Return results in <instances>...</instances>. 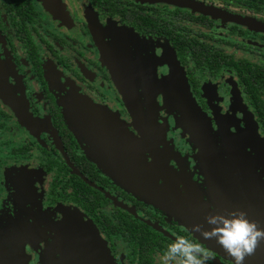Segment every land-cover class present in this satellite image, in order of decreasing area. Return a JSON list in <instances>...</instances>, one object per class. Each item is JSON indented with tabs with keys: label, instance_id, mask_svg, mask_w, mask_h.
Here are the masks:
<instances>
[{
	"label": "flooded vegetation",
	"instance_id": "1",
	"mask_svg": "<svg viewBox=\"0 0 264 264\" xmlns=\"http://www.w3.org/2000/svg\"><path fill=\"white\" fill-rule=\"evenodd\" d=\"M187 1L264 25V0ZM146 16L153 26L164 21L166 28L180 25L189 38H207L234 61L248 62V75H264V33L235 21L147 0H0V264H81L90 256L103 264L104 252L92 255L82 236L54 240L51 229H43L78 217L100 237L111 264H161L160 256L177 236L199 241L174 192L186 226L155 203L159 176L171 178L177 193L197 195L209 216L222 215L226 202L231 212L240 209L237 198L222 186L225 198L216 183L219 196L204 204L196 152L170 109L179 103L187 107V86L208 119L221 127L220 140L252 121L264 137L249 95L235 69L195 67L191 54L181 56L174 47L170 31L151 30L143 20L140 26L138 18ZM165 53L184 75L174 88L169 80H158L169 73L166 63L156 64ZM220 76L230 77L234 87L230 109L220 105L223 98L212 88ZM257 94L264 104L262 91ZM253 136L249 131V142ZM150 146L162 168L151 162ZM28 164L34 174L17 172ZM123 172L130 173L127 186L114 181L127 180ZM84 184L96 186L100 197H93L94 203ZM240 201L250 219L246 198ZM257 251L264 264V241ZM244 264L252 263L246 257Z\"/></svg>",
	"mask_w": 264,
	"mask_h": 264
},
{
	"label": "rangeland",
	"instance_id": "2",
	"mask_svg": "<svg viewBox=\"0 0 264 264\" xmlns=\"http://www.w3.org/2000/svg\"><path fill=\"white\" fill-rule=\"evenodd\" d=\"M163 56H164V58L163 59L161 58L162 60L157 59L156 64L166 63L167 68L169 69V73H168L167 77H164V78L161 77L158 80L159 81L163 80V82H165V80H169V82L172 83V87L174 88L175 80H179L181 82L184 75H183V73L180 72V67L173 60H170L171 55L165 53ZM148 65H149V63H148ZM165 71H166V69L162 70L161 72L164 73ZM199 79H200V82H202V83L206 82L205 79H203V78H199ZM230 80H231L230 77L220 76L218 79L213 80L214 85H212V88L216 89V94L223 98L224 103H222V100H221L220 105L223 106L225 104V108H229V106H230V104H228V102L230 100V96H231V98L235 96L231 91V88H234V87L230 85L231 84L229 82ZM176 95L181 97L180 94H176ZM185 96H186V98H188V101H187L188 107H185L183 105L181 106L182 103H179L180 106H177V108L174 107L173 109H170V110L175 111V112L178 111L180 113L181 117H180L179 126L183 130H189V127H190V129H194L197 131L201 128L203 130V127H202L203 126V123H202L203 120L198 115L201 113L203 117H207L208 114L205 113L204 111H202V109L199 107V105L196 104L197 100H196V98L192 97L187 86L185 87ZM178 101L181 102L182 100L179 99ZM159 102H161L160 99H159ZM177 104H178V102H177ZM184 109H185V111H186V109H189V112L187 113L186 118L182 117L183 116L182 110H184ZM209 114H211V113H209ZM236 116H237L236 118H239L240 113H238ZM184 119H186V121ZM187 120L189 122H187ZM207 123L211 124V135H212V139L214 141V144H216V150L218 152L217 153V157H218L217 163L220 165V168H223V167L224 168H232V165H231L229 159H227V153L225 152V147H222V149H218L220 142H222V140H223V139L222 140L219 139V137H221V135H222L221 127L219 125H217L218 123L216 121H214L212 118H210L207 121ZM141 135H143L144 138L148 139L145 132H143ZM208 142H210V141H208ZM90 148H92L95 151V153H100V151L97 148H95V147H90ZM90 148L88 149L89 151H91ZM150 148H151V152H152V154L150 153V155H151L150 159L152 160L151 162H153V164L156 167L162 168V164L159 161L160 159L158 157V154L152 149L151 146H150ZM249 151H251V153L254 154V161H255L254 167H255V171H256V183L258 186V187L256 186V191L259 192L260 200L263 201V204H264V172H262V170H264V165H262V166L260 165L261 159H262V161H264V157H262L264 155L263 154L264 151L261 150L260 144L257 141H255L254 136L250 139ZM259 156H260V159H259ZM98 157H99L98 159H99L100 165H101L104 161L101 158L102 157L101 155H99ZM238 164H239V161H236V168L235 169H236L237 174L239 175V182L244 185V180H245L246 175L244 174V172L241 174V170L237 169ZM17 172H23L24 175L31 176L32 174H34L35 171H33L31 166L28 164L25 167L20 168ZM123 174H125V177L128 178L127 180L118 176L119 178L118 177L114 178V181H117L120 183L122 181L123 184H125V186H127V184L130 183V181H129L130 173L129 172L128 173L123 172ZM159 178H160V182H162V184L159 188L160 193L158 194V196H160V197H158L157 200H154V201H156L155 203L157 205L164 207L169 212L170 215H173L175 218L182 220V224L186 226L187 222L186 223L183 222L184 219L182 218L179 210H177L178 208H177L175 202L171 198L170 192H174L178 196L182 206H184V208L186 210L185 212H187L188 216H190L191 221L189 220V222H190V225L192 227H193V225H203L205 228L213 227L212 225H209L207 223L206 218L209 217V215L204 211V208L201 205L197 195L193 194L190 191H187L186 193H184V192L182 193V192L178 191V193H177L176 185L174 184V182H172L171 178H168L167 180L164 179V177H162V176H159ZM209 184H210V188L212 189V193H215V191H216L215 185L211 179L209 181ZM219 190H220L221 195H223L226 198V195L223 193V191H221L222 189L220 187H219ZM247 191H248L247 187L245 186V190H244V192L246 194L245 198L247 200L249 207L252 208L254 206V201L250 197H248ZM145 197L149 198V195L147 194ZM263 209H264V205H263ZM231 213L232 212H231V210H230V208L226 202V208H225V211H222V215L228 217V216H230ZM248 215H249V218H251L250 220L255 221L254 214H250L248 212ZM80 218L81 217H78L77 219H71V218L69 219L68 218V221L66 220L65 222L64 221H62V222L61 221L50 222V223L46 224L43 227V229H44V231H46L47 229H51V231L53 232L51 237L54 240H69L70 238H75V237L78 240V239H80V236H82L81 238H83V239L85 238L87 240L86 245L89 246V249L92 252V255H93V250L98 252V253H101V251H103L104 253H103V257H102V259H103L102 263L103 264H111V258L109 255L107 256L105 254V247L102 245V243L100 241L101 240L100 237H98L95 234V232L93 231L91 226H89L86 223H83L82 219H80ZM77 222H79L80 224L78 223V225L75 226L74 223L76 224ZM263 223H264V221L261 218V221L259 222L260 226L264 227ZM45 234H46V239H49L50 236L47 235L46 232H45ZM78 235H80V236H78ZM192 236L197 241L202 243L205 248L211 250L213 257H214V259H212V261L214 263H216V264H228L229 263L230 264L232 262L235 264V261L224 252V250L216 243L215 240H204L203 237L200 236L199 232H193ZM53 245H54V243L51 242L49 246L53 247ZM248 259L251 261L252 264H258V257H257L256 253L252 256H248ZM81 264H100V263L95 262V260H93L90 256L87 260L81 262Z\"/></svg>",
	"mask_w": 264,
	"mask_h": 264
},
{
	"label": "trees",
	"instance_id": "3",
	"mask_svg": "<svg viewBox=\"0 0 264 264\" xmlns=\"http://www.w3.org/2000/svg\"><path fill=\"white\" fill-rule=\"evenodd\" d=\"M188 17L190 20H193V21L195 20V19H192L190 16ZM142 20L149 22L150 24L149 28H151V30L155 29L157 32L167 31L168 33L170 31L171 33L168 34L167 36L173 41L174 47L178 50L181 56L184 53L191 54L190 58H191V61L194 63L195 67L199 69H204L205 67H207L210 69L214 68L218 70L222 66H228V67L230 66L233 69H235L238 74L237 78H238L239 84L241 85L243 92L249 95L248 98L250 100V104L253 106L254 110L258 114V117L261 122V129L264 133V104L259 99L258 94H257L259 91H262V93L264 94V75L263 74L253 73L252 75H248V68H250L248 65V62L243 61V60L234 61L233 57L223 53L221 48H219L216 45L207 43L206 42L207 38H204L201 41H198L195 38H189V35L183 34L181 32L180 25L172 24L171 27L167 26L166 28L165 22L162 21V23L160 24L156 23V25L153 26V23L150 20V18L146 16L144 18H138V21L140 22V26L142 24ZM157 21L159 22V20ZM160 27L161 29H159ZM200 36H203V35L200 33ZM222 40H224V38L220 37L218 41L227 42V43L231 42L230 40H224V41ZM252 68L258 69L254 67ZM183 101L186 102V99H184ZM176 116L177 117L175 118V120L179 124L181 115L178 111L176 112ZM202 120L204 122H207L209 119L208 117L202 116ZM209 125L211 126V124ZM258 129H259V125H257L255 121H252L251 126L246 125L244 129L242 128V130H240V132L237 131V133L232 134V136H229V139H223L222 142H220V145L218 147V149H222V147H225V152L227 153V159H229L232 165V168H224V167L219 168L222 173L221 183L225 191V194L230 197H236L238 200L237 209L243 208L245 212H246L245 210L246 207L244 203L240 201V198H242L243 196H242L241 189L239 187L238 177L236 174L235 160L236 158L239 159L240 163L242 164V168L246 171L247 174L249 172L250 176H252V172L248 170L251 168L248 166V159H250L252 155L249 152L248 133L249 131L254 132V134H256L255 139H258L264 146V137L261 134H259ZM226 133H228L227 130H226ZM183 134H184V138L186 139V141L191 145L192 150L196 152V160H198L199 162L201 173L205 181V190H202V187H201V193H202L201 195L204 199V204L208 206L210 200L213 199V197L219 196V192L217 191L218 192L217 195L216 193L212 194L210 192V188L208 185V178H207L208 172L205 169L206 163L199 153V150L195 144L194 139L192 138L190 130H184ZM245 138H248V140ZM215 147H216V144H215ZM251 178H253V176ZM87 185L84 184L83 187H85V189H87L90 192L91 194L90 202L94 203L95 201H97V199L93 197H100V194L94 191L93 188L96 187L95 185L90 186V187L89 185L88 186ZM126 224L128 228L133 229V224L129 225L130 223L128 224L127 222Z\"/></svg>",
	"mask_w": 264,
	"mask_h": 264
},
{
	"label": "clouds",
	"instance_id": "4",
	"mask_svg": "<svg viewBox=\"0 0 264 264\" xmlns=\"http://www.w3.org/2000/svg\"><path fill=\"white\" fill-rule=\"evenodd\" d=\"M206 220L213 227L193 225L192 231L199 232L204 240H215L235 264H244L246 257L254 255L264 241V227L248 219L245 211H234L228 217L209 216ZM159 259L161 264H208L214 257L202 243L177 236Z\"/></svg>",
	"mask_w": 264,
	"mask_h": 264
},
{
	"label": "water",
	"instance_id": "5",
	"mask_svg": "<svg viewBox=\"0 0 264 264\" xmlns=\"http://www.w3.org/2000/svg\"><path fill=\"white\" fill-rule=\"evenodd\" d=\"M147 1L167 3V4L174 5V6L187 8V9H190V10L197 12V13H200V14L210 15V16L215 17V18H220V19L232 21V22L235 21L239 24L246 25L251 30L264 33V25L261 23L243 20L241 18L228 15L224 12L219 11V10L208 8L202 4L194 3L191 1H187V0H147ZM188 112H189V109H186V111H185V109L182 110V113H183L182 117L186 118ZM198 116H200L202 119L201 113ZM184 120L186 121V119H184ZM187 122H189V121L187 120ZM202 123H203V126H202L203 130L201 128L197 131L194 129H190V127H189V130H190L192 138L194 139L195 144L199 150L200 155L205 160V163H206L205 169L207 170V172L210 176V179L213 181V183H216L218 185V187H220L222 189V184L220 183L221 182V179H220L221 171L219 169L220 165L217 163V160H218L217 159L218 158L217 153L218 152L216 150L214 141L212 139L211 126L207 122L203 121ZM208 141H210V142H208ZM255 141H257L260 144L261 150L264 151L263 144L258 139H255ZM249 152L252 155H251V158L248 159V166L251 167L252 169L250 168L248 170H250V172H252L253 178H251L252 176H250L249 172L247 175L246 171L242 168V164L239 163L237 165V169L241 170V174L244 172V174L246 175L245 180H244V185L239 182V187L241 189L243 197H245V195H246L244 192L245 186L247 187L248 197H250L254 201V206L252 208H250L248 205V212L250 214H254L255 221L259 223L261 221V218L264 221V209H263L264 204H263V201L260 200L259 192L256 191L257 183H256V171H255V167H254V163H255L254 154L251 153V151H249ZM262 157H264V155ZM259 159H260V156H259ZM260 165L261 166L264 165V161H262V159H261ZM262 172H264V170H262ZM221 191H223V190H221ZM256 252L259 254L258 251H256ZM258 264H260V263L258 262Z\"/></svg>",
	"mask_w": 264,
	"mask_h": 264
}]
</instances>
